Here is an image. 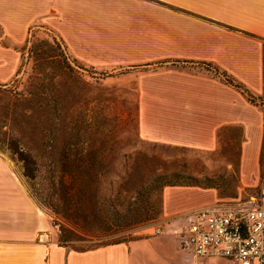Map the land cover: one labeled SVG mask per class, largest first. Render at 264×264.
I'll list each match as a JSON object with an SVG mask.
<instances>
[{"label": "crops", "instance_id": "1", "mask_svg": "<svg viewBox=\"0 0 264 264\" xmlns=\"http://www.w3.org/2000/svg\"><path fill=\"white\" fill-rule=\"evenodd\" d=\"M43 16L50 23L66 17L68 28L61 31L75 56L95 66L131 68L146 141L215 152L222 134L241 126V171L257 170L263 111L212 70L264 96V0H0L1 82L22 64L20 52L5 41L23 40ZM218 201L214 187H167L166 215H185L177 227L78 251L49 232L51 220L0 153V264H239L196 257L180 246L188 214Z\"/></svg>", "mask_w": 264, "mask_h": 264}, {"label": "rangeland", "instance_id": "2", "mask_svg": "<svg viewBox=\"0 0 264 264\" xmlns=\"http://www.w3.org/2000/svg\"><path fill=\"white\" fill-rule=\"evenodd\" d=\"M67 28L66 17L50 23L43 16L23 40H6L22 64L15 77L0 81V153L51 220L49 232L59 242L96 248L177 227L185 215H166L170 186L214 187L219 201L261 193L264 138L257 170L249 175L241 171V126L225 131L215 152L146 141L131 68L95 66L75 56L61 31ZM248 98L264 114V96ZM74 175L84 176V193Z\"/></svg>", "mask_w": 264, "mask_h": 264}, {"label": "built area", "instance_id": "3", "mask_svg": "<svg viewBox=\"0 0 264 264\" xmlns=\"http://www.w3.org/2000/svg\"><path fill=\"white\" fill-rule=\"evenodd\" d=\"M162 232L158 227L157 233ZM179 242L196 257L264 264V186L250 200H221L189 213Z\"/></svg>", "mask_w": 264, "mask_h": 264}, {"label": "trees", "instance_id": "4", "mask_svg": "<svg viewBox=\"0 0 264 264\" xmlns=\"http://www.w3.org/2000/svg\"><path fill=\"white\" fill-rule=\"evenodd\" d=\"M217 70H219V69H217ZM220 74L222 76H224V78L228 82L236 85L238 88L242 89L248 96L250 95L252 97L253 93L248 88H246L241 82H239L238 80H236L233 76H231L227 72H223V71H221ZM72 178H75V181H77V183H78V185L80 187V190L82 191V193H84V191H85V179H84V176L83 175H78V176L77 175H74ZM66 243H67L66 242V239L61 238L60 244L61 245H64V246H67V247L70 248V246H68ZM101 246H103V245H101ZM71 249L78 250V251H84V250H90V249H93V248H81V249L71 248Z\"/></svg>", "mask_w": 264, "mask_h": 264}]
</instances>
